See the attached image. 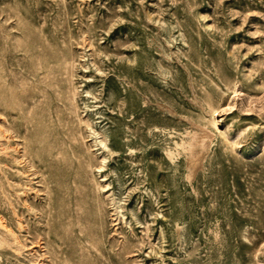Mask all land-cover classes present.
<instances>
[{"label": "rangeland", "instance_id": "rangeland-1", "mask_svg": "<svg viewBox=\"0 0 264 264\" xmlns=\"http://www.w3.org/2000/svg\"><path fill=\"white\" fill-rule=\"evenodd\" d=\"M0 134V264H264V0H0Z\"/></svg>", "mask_w": 264, "mask_h": 264}, {"label": "bare ground", "instance_id": "bare-ground-1", "mask_svg": "<svg viewBox=\"0 0 264 264\" xmlns=\"http://www.w3.org/2000/svg\"><path fill=\"white\" fill-rule=\"evenodd\" d=\"M51 66L52 65H50V66L48 65V66L45 67V68H47V72H49V73H52V71H51L52 70V67ZM54 67L56 69V73H58V75H61V76H63L65 78L66 75H67V73H68V69H69L68 68V59L65 58V59L56 60V62L54 64ZM66 89H67V94H66L65 98L68 101V104H70L71 103V100H72V98H70L71 88L68 85V86H66ZM63 124H64V122H63ZM211 124L214 125V120L213 119H211ZM60 126H61V123H60ZM5 136H6V134H5ZM0 137H3V136L0 134ZM140 138H141V135L138 134L137 137H136L137 142H139V139ZM131 145H132V143L130 142L128 144L129 149H132L131 148ZM196 145L197 146H200V147L203 146L201 144V142H199V141H198V143ZM193 162H195V161L193 160L192 163ZM0 241L4 243V245L7 247V249L9 251H14V250H17L18 249L16 247V245L18 243L17 236L14 234V232L10 228H7V226L5 224L3 225L1 222H0Z\"/></svg>", "mask_w": 264, "mask_h": 264}]
</instances>
